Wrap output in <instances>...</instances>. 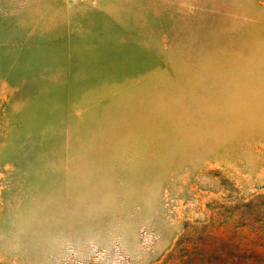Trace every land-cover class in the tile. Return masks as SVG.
I'll return each mask as SVG.
<instances>
[{"label": "rangeland", "instance_id": "rangeland-1", "mask_svg": "<svg viewBox=\"0 0 264 264\" xmlns=\"http://www.w3.org/2000/svg\"><path fill=\"white\" fill-rule=\"evenodd\" d=\"M0 264H264V0H0Z\"/></svg>", "mask_w": 264, "mask_h": 264}]
</instances>
